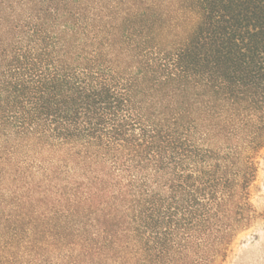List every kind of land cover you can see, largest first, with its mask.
Returning a JSON list of instances; mask_svg holds the SVG:
<instances>
[{
    "label": "trees",
    "instance_id": "1",
    "mask_svg": "<svg viewBox=\"0 0 264 264\" xmlns=\"http://www.w3.org/2000/svg\"><path fill=\"white\" fill-rule=\"evenodd\" d=\"M263 148L264 0H0V264H223Z\"/></svg>",
    "mask_w": 264,
    "mask_h": 264
},
{
    "label": "rangeland",
    "instance_id": "2",
    "mask_svg": "<svg viewBox=\"0 0 264 264\" xmlns=\"http://www.w3.org/2000/svg\"><path fill=\"white\" fill-rule=\"evenodd\" d=\"M250 201L257 217L251 227L236 237L223 264H264V148L257 157Z\"/></svg>",
    "mask_w": 264,
    "mask_h": 264
}]
</instances>
